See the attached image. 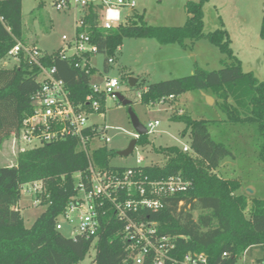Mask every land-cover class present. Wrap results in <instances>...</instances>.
Here are the masks:
<instances>
[{"label":"trees","instance_id":"1","mask_svg":"<svg viewBox=\"0 0 264 264\" xmlns=\"http://www.w3.org/2000/svg\"><path fill=\"white\" fill-rule=\"evenodd\" d=\"M208 1H188V20L182 27L152 26L145 22L144 14L134 12L127 22L111 30L101 27L103 6L91 4L79 18L87 28H77L76 34L87 31L91 35L99 53L107 56L105 72L111 68L109 59L115 57L126 38H151L162 46L178 44L184 48L189 47L187 42L207 39L219 48L225 59L217 71L197 67L186 77L154 84L138 81L131 87L139 90L141 102L151 106L170 102L188 91H201L216 98L226 115L222 121L171 116V121L183 123L185 132H190L192 152L176 146L160 148L166 164L141 167L142 177L162 181L181 176L191 187L165 200L158 212H147L145 218L158 224L162 236L174 238L172 256L179 261L204 254L208 264H238L241 259L244 264H264V200L255 198L249 203L245 196H235L241 183L215 173L226 158L235 155L228 142L218 136L216 139L210 131L212 126L223 124L252 130L258 157L264 160V80L243 71L224 24L215 32L204 33V6ZM22 29V0H0V63L16 44H25ZM261 38L264 41V17ZM41 60L47 68L56 67L57 78L67 84L76 105H82L92 94L90 75L75 68L77 57L63 60L59 51L44 53ZM39 73L40 69L26 62L23 54L14 67L0 66V146L17 135L22 121L32 115L33 96L41 86ZM148 143V135L138 140V146ZM114 155L105 147L94 151L93 159L107 169ZM87 167L88 157L75 138L19 152L14 166L0 167V264H79L93 247L96 256L91 264H124L128 257L124 224L114 213L103 222L94 246L92 241L73 240L56 230L58 217L76 193L74 175ZM36 181L44 185L42 197L47 207L27 228L18 206L22 186ZM195 212H199L197 218Z\"/></svg>","mask_w":264,"mask_h":264},{"label":"rangeland","instance_id":"2","mask_svg":"<svg viewBox=\"0 0 264 264\" xmlns=\"http://www.w3.org/2000/svg\"><path fill=\"white\" fill-rule=\"evenodd\" d=\"M63 1L22 0V39L26 45L49 54L67 48V44L76 36L77 21L83 8L76 7L75 0H70L67 7L58 9L56 4ZM134 1L136 8L122 9V23L127 22L135 12L144 14L145 22L152 26L182 27L188 20L185 6L188 1L194 0ZM263 17L264 0H209L204 6V33L215 32L224 24L231 38L233 54L241 62L243 71L252 73L260 81L264 80V41L261 38ZM187 44V48L178 44L162 46L151 38H126L112 58L113 63L108 72H105V54L98 53L92 57L91 65L95 72L92 83L101 84L102 76L118 79L122 83L121 94L131 102L126 107L109 99L106 112L90 118V123L97 122L109 127V150L115 152L110 159L111 166L137 167L139 156L145 159L142 167L163 166L167 159L160 148L190 147V132H185L186 126L183 123L171 121L173 115H189L194 119L209 121L226 119L216 104V98L210 96L214 99L210 105L206 94L201 91H188L170 102L151 106L141 102L139 90L128 85L130 78L137 79L140 84H154L192 75L197 67L207 71L222 68L221 61L225 57L207 39ZM17 64L15 58H6L0 66L12 68ZM129 107L143 126L147 127L155 121H159L160 125L155 133L148 134L149 143L146 146H139V151L123 157L118 153L129 146L133 140L132 134L135 133L128 113ZM210 131L216 139L218 136L219 140L228 142L235 155V158H226L215 173L222 179H235L241 183L235 196H245L249 203L255 198L264 200V160L258 157L252 130L223 124L212 126ZM33 146L25 144L23 149L29 150ZM19 152L20 147L14 146L13 138L5 140L0 146V167L14 166ZM28 190L32 189H22L18 208L25 226L31 228L44 208L33 205L34 198ZM198 214L194 213L195 218ZM63 234L68 237L69 230L65 229ZM95 256L96 249L93 247L87 258L79 264H91ZM238 264H244L243 259Z\"/></svg>","mask_w":264,"mask_h":264},{"label":"built area","instance_id":"3","mask_svg":"<svg viewBox=\"0 0 264 264\" xmlns=\"http://www.w3.org/2000/svg\"><path fill=\"white\" fill-rule=\"evenodd\" d=\"M70 0L57 3L58 9L67 7ZM103 6L101 27L111 30L122 23V9H134V0H75L76 7L87 8L89 5ZM77 28H87L83 21H77ZM67 41L66 37H63ZM120 50V49H119ZM99 53V48L92 42L87 31L76 34L60 50L61 59L77 57L75 68L84 70L90 75L92 94L87 96L82 105H76L71 100V92L62 79L57 78L56 67L47 68L42 64L44 53L38 48L18 43L8 53L7 58H15L19 62L23 54L26 62L40 69L38 80L40 89L33 96V113L26 117L17 135L13 137L14 146L25 151L23 145L41 146L67 138L78 140L79 148L88 157V167L83 172L74 175L76 193L70 198L64 212L58 217L56 230H69L68 238H82L92 241L93 246L98 240L103 222L114 213L115 218L124 224L123 238L127 242L128 257L124 264H208L204 254L187 256L184 260L175 259L172 254L176 248L174 238L162 236L158 224L145 218L147 212H158L163 209L165 200L177 194L187 192L191 187L189 181L181 176H173L167 180L154 181L142 177V156L137 159V167L119 169L109 165L100 168L93 159V152L108 148L111 142L107 136L109 127L97 122L90 123V118L101 116L107 110L109 99L119 102L117 94H121V81L102 76V83H92L95 72L91 65L93 56ZM113 63L109 59V65ZM84 105V106H83ZM85 107V108H84ZM89 110V111H87ZM159 121L149 123L148 134L156 132ZM133 139L137 140L134 151H139L140 135L135 131ZM183 151L191 153L190 147ZM132 153V154H133ZM31 188L34 206L44 208L42 195L45 192L41 181L28 183L23 188Z\"/></svg>","mask_w":264,"mask_h":264},{"label":"water","instance_id":"4","mask_svg":"<svg viewBox=\"0 0 264 264\" xmlns=\"http://www.w3.org/2000/svg\"><path fill=\"white\" fill-rule=\"evenodd\" d=\"M66 1L68 2L69 0H66ZM137 82H138L137 79H133V78H130L129 79V85L131 87H135V85L137 84ZM117 98H118L119 103H121L123 106H126V107L130 106L131 102L129 100H127L122 94H117ZM206 99H207L208 104H210V105L214 102V99L212 97H210V96H206ZM128 113H129V116H130L132 125L134 127V130L140 136L148 135V131H147L146 127L143 126L140 123L138 117L136 116V114L134 113V111L132 110V108L129 107ZM136 145H137V140L136 139H133L130 142L129 146L125 150L120 151L118 153V155L123 156V157H127V156L131 155L133 153L134 148H135ZM250 192H252V191L250 190Z\"/></svg>","mask_w":264,"mask_h":264}]
</instances>
